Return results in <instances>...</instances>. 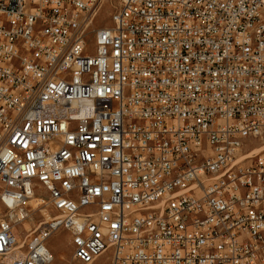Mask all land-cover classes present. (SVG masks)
<instances>
[{
	"label": "built area",
	"instance_id": "built-area-1",
	"mask_svg": "<svg viewBox=\"0 0 264 264\" xmlns=\"http://www.w3.org/2000/svg\"><path fill=\"white\" fill-rule=\"evenodd\" d=\"M108 1L0 0V264H264V0Z\"/></svg>",
	"mask_w": 264,
	"mask_h": 264
},
{
	"label": "rangeland",
	"instance_id": "rangeland-1",
	"mask_svg": "<svg viewBox=\"0 0 264 264\" xmlns=\"http://www.w3.org/2000/svg\"><path fill=\"white\" fill-rule=\"evenodd\" d=\"M119 6V0L108 1L104 4L98 16L96 17L94 24L91 27L90 32V41L88 46L89 53H95V43H94V31L100 27L106 26L111 22V16L115 9ZM261 145L260 141L254 143L247 151H250L252 148H259ZM37 194L44 195L48 197V194L45 190L38 188ZM41 215L37 214L33 220L28 222L29 229L33 228L40 220ZM50 247L54 255V261L52 264H81L74 260V248L71 243V237L66 231L57 232L50 240ZM101 264V263H99Z\"/></svg>",
	"mask_w": 264,
	"mask_h": 264
},
{
	"label": "bare ground",
	"instance_id": "bare-ground-1",
	"mask_svg": "<svg viewBox=\"0 0 264 264\" xmlns=\"http://www.w3.org/2000/svg\"><path fill=\"white\" fill-rule=\"evenodd\" d=\"M262 150H264V144L260 145L259 148H255V151L253 152V154L259 153ZM38 203H39L38 198L36 196H34L29 202H27V205L31 209H35L37 207ZM27 227L29 228V224H27Z\"/></svg>",
	"mask_w": 264,
	"mask_h": 264
}]
</instances>
